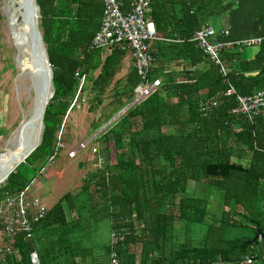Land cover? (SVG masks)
<instances>
[{
    "label": "trees",
    "instance_id": "1",
    "mask_svg": "<svg viewBox=\"0 0 264 264\" xmlns=\"http://www.w3.org/2000/svg\"><path fill=\"white\" fill-rule=\"evenodd\" d=\"M149 1L147 18L158 38L148 47L153 60L149 79H160L161 86L132 105L139 84L135 70L116 80L129 50L112 48L103 59V52L89 50L101 24L103 0H35L54 94L43 115L40 146L0 186V199L30 186L48 165L60 132L61 143L66 141L64 117L78 86L75 74L86 76L89 112L109 99L92 133L131 105L96 137L102 153L112 143L115 163L102 170L93 166L78 192L61 197L32 225L30 239L15 236L14 253L0 264H31L33 253L39 264H76L77 258L93 253L75 238L103 220L109 221L111 231L127 234L115 248L120 264H237L246 256L264 264L263 246L254 255L258 242L226 239L227 232L238 228H249L254 236L264 232V112L252 123L233 116L235 98L222 96L225 81L209 61L206 75L173 73L179 63L194 67L206 59L197 46L163 40L190 37L228 6L224 0ZM118 2L125 12L133 0ZM4 20L0 11V27ZM0 63L17 76L14 59L1 46ZM253 65L260 75L252 79L228 72L226 81L239 96L264 90V47ZM203 99L217 101L205 115L199 112ZM189 183L220 192L216 214L205 199L187 194ZM178 223H183L186 236L180 244L175 242ZM193 226L205 227L203 237L193 239ZM109 253L108 245L94 264L108 263Z\"/></svg>",
    "mask_w": 264,
    "mask_h": 264
},
{
    "label": "built area",
    "instance_id": "2",
    "mask_svg": "<svg viewBox=\"0 0 264 264\" xmlns=\"http://www.w3.org/2000/svg\"><path fill=\"white\" fill-rule=\"evenodd\" d=\"M104 10L98 32L93 37L89 50L101 51L103 59L112 48H127L131 55L132 68L135 70L139 80L134 90L133 104L142 103L154 94L161 86V80H150L152 63L148 53L149 43L158 40L153 22L147 18L150 11L149 0H133L130 9L121 12L118 0H103ZM227 36V33L225 34ZM174 44L193 43L201 51L202 55L217 69L226 84L223 93L224 98H235L236 108L231 111L233 116H240L252 123L264 112V90L256 91L251 96H239L235 89L227 83L228 69L223 54L228 51L242 48L260 46V38L246 40H220L215 31L208 25L202 26L188 38L173 37L163 39ZM78 86L71 105L64 117L66 120L74 110H79L86 105L84 89L87 83L86 76L75 74ZM217 106L214 99H203L199 104V112L203 115ZM60 132L57 136V144L54 154L48 159V164L53 163L57 155L63 150ZM82 144L78 149H70L67 153L69 160L78 158L82 152L90 156L88 162L94 164L99 170L105 166V160L99 156V149L93 144ZM30 188L15 195L0 199V261L4 262L7 256L14 253L13 244L16 235L23 234L27 239L31 238L34 224L41 221L47 213L43 203L36 198H31ZM126 233L124 230L111 231L109 237L110 253L108 264H120L116 246L123 242ZM264 250V242H263ZM37 258L33 253L30 255L31 263ZM193 264V263H186ZM237 264H255L253 257H243Z\"/></svg>",
    "mask_w": 264,
    "mask_h": 264
},
{
    "label": "rangeland",
    "instance_id": "3",
    "mask_svg": "<svg viewBox=\"0 0 264 264\" xmlns=\"http://www.w3.org/2000/svg\"><path fill=\"white\" fill-rule=\"evenodd\" d=\"M9 0H0V11L4 16L5 20L2 22L0 27V46L3 48L4 54L9 55L10 58H15V50L11 44L10 32L7 26V17L10 14L8 9ZM129 52L126 53L127 59L129 58ZM18 75V74H17ZM88 83L85 85L87 88ZM28 80H21L14 78L10 69H5L4 65L0 63V129L4 130V135L0 138V153L4 149L6 143L15 135V130L21 121V114L28 113L31 108L32 92L29 89ZM90 94L86 92L85 99L86 105L82 106L79 110H74L70 117L65 121V130L68 129V136L66 141L63 143V150L60 151L53 163H49L45 169H54L56 173L53 175L52 180L57 186L58 183L64 182V187L56 191L57 197H63L66 194H74L82 186V179L86 173L92 169L93 164L88 162L90 156H87L84 152L78 158L73 159L72 162L75 164L72 169L68 168L67 153L71 149H78L82 144H96L100 148V144L97 143L96 137L102 133L105 128L112 122H115L118 117L131 105H128L123 111L115 115L107 124L103 125L98 131L92 133L91 128L95 124L104 111V106L109 103V99L105 98L101 106H97L93 112H89V100ZM19 120V122H18ZM110 144V143H109ZM87 145V146H89ZM111 147L112 160H114V154L116 152ZM5 176L0 180V186L4 183ZM62 186V185H61ZM187 194L198 198L205 199L210 204V213L216 214L218 212V203L220 192L212 190L205 185L201 184H188ZM50 202L45 201V206ZM192 237L193 239H199L203 237L205 233V227L193 226ZM110 224L108 220L99 222L94 228L90 229L85 235L77 236L85 239L84 246L91 248L94 254L102 255L105 246L109 243L110 237ZM186 238L185 229L183 223L176 224L175 242L178 244ZM249 239L254 238L253 233L249 228H238L233 231H229L226 234V239ZM261 242L254 246V255H258L261 252ZM257 264H263L257 262Z\"/></svg>",
    "mask_w": 264,
    "mask_h": 264
},
{
    "label": "crops",
    "instance_id": "4",
    "mask_svg": "<svg viewBox=\"0 0 264 264\" xmlns=\"http://www.w3.org/2000/svg\"><path fill=\"white\" fill-rule=\"evenodd\" d=\"M224 5L228 6V10L220 16L212 17L203 22L204 25L210 26L218 35L220 40H246L253 38H260L262 43L260 46H254L250 48L235 49L228 51L224 54L223 58L226 63L229 73H233L234 76H244L247 79H252L255 76L260 75L258 68H255L253 61L258 57L262 47H264V0H224ZM130 9L125 8L126 11ZM227 33V36L225 35ZM129 58L127 56L123 59L121 64L120 74L116 80L122 79L132 68V60L130 52ZM179 63V62H178ZM211 70V64L207 59H203L194 67L188 65L173 66V73L184 75L186 78L199 77L206 75ZM112 144V143H110ZM108 144V153H102L99 149V156L105 160L108 166H112L115 163L116 155L114 154V160H112L111 147ZM93 146H97L93 144ZM113 151H115L112 145ZM116 152V151H115ZM117 154V153H116ZM59 155V154H58ZM107 155V156H106ZM68 168L72 169L75 164L72 160L67 159ZM93 166H95L93 164ZM46 168V167H45ZM42 169L33 179L30 184L31 198L39 199L45 206V201L52 203L46 205L48 210L55 206L61 199L56 196V191L64 187V182L58 183L57 186L52 180L56 170ZM62 185V186H61ZM76 241L81 242L84 246L85 239L76 237ZM109 243L105 246L108 247ZM262 247V245H261ZM93 253V251H92ZM98 254H92V256L81 257L75 260L76 264H94V258H98ZM103 264H108L105 260Z\"/></svg>",
    "mask_w": 264,
    "mask_h": 264
},
{
    "label": "water",
    "instance_id": "5",
    "mask_svg": "<svg viewBox=\"0 0 264 264\" xmlns=\"http://www.w3.org/2000/svg\"><path fill=\"white\" fill-rule=\"evenodd\" d=\"M9 9L11 13L7 17V26L12 47L16 52L14 58L18 70L16 78L27 79L30 86L28 91L32 92L31 108L26 115L22 112L21 121L14 133L17 136L18 147L25 140L29 145H33L20 163L22 164L41 144L43 115L54 94L53 75L38 29L39 9L35 0H9ZM20 164L15 165L7 177ZM260 240L264 242V232H258L251 243ZM32 264H39L38 259L34 258Z\"/></svg>",
    "mask_w": 264,
    "mask_h": 264
},
{
    "label": "bare ground",
    "instance_id": "6",
    "mask_svg": "<svg viewBox=\"0 0 264 264\" xmlns=\"http://www.w3.org/2000/svg\"><path fill=\"white\" fill-rule=\"evenodd\" d=\"M9 9V6H8ZM10 10V9H9ZM11 13V11H10ZM10 15V14H9ZM8 15V16H9ZM17 15V13H16ZM6 16V17H8ZM17 136H13L5 145L4 149L0 153V180L7 177L8 173L11 169L20 164L24 157L26 156L27 152L32 148L33 145H29L28 142H23L18 147L16 145V138Z\"/></svg>",
    "mask_w": 264,
    "mask_h": 264
},
{
    "label": "clouds",
    "instance_id": "7",
    "mask_svg": "<svg viewBox=\"0 0 264 264\" xmlns=\"http://www.w3.org/2000/svg\"><path fill=\"white\" fill-rule=\"evenodd\" d=\"M37 257V256H36ZM32 264V263H31Z\"/></svg>",
    "mask_w": 264,
    "mask_h": 264
}]
</instances>
